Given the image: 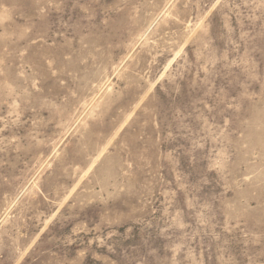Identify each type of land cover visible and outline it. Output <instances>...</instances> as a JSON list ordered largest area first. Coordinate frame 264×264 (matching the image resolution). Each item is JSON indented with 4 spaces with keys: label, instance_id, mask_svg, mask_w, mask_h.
Returning <instances> with one entry per match:
<instances>
[{
    "label": "rangeland",
    "instance_id": "obj_1",
    "mask_svg": "<svg viewBox=\"0 0 264 264\" xmlns=\"http://www.w3.org/2000/svg\"><path fill=\"white\" fill-rule=\"evenodd\" d=\"M0 264H264V0H0Z\"/></svg>",
    "mask_w": 264,
    "mask_h": 264
}]
</instances>
